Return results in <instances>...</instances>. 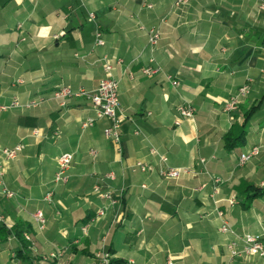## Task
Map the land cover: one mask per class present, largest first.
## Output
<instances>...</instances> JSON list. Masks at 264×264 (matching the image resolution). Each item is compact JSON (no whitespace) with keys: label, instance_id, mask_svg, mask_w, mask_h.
Masks as SVG:
<instances>
[{"label":"crops","instance_id":"1","mask_svg":"<svg viewBox=\"0 0 264 264\" xmlns=\"http://www.w3.org/2000/svg\"><path fill=\"white\" fill-rule=\"evenodd\" d=\"M263 1L179 7L176 0H0V104H21L0 112V150L25 146L3 163V183L14 197L0 185V228L27 227L33 263L63 248L60 263L46 264H101L102 254L125 264H264L228 250L236 236L264 239V195L249 209L242 205L248 187L264 192V153L240 165L242 154L264 145ZM152 29L160 34L155 48ZM97 31L104 46L96 45ZM105 56L124 62L112 74L125 118L119 143L105 138L109 120L82 129L95 117L87 96L67 99L65 107L54 98L61 87L94 92ZM149 66L157 74L143 75ZM245 85L249 96L226 113V102ZM184 105L195 108L193 119L181 116ZM247 118L245 145L228 151L224 137ZM66 153L74 161L67 182L56 186L57 160ZM161 155L168 166L194 173L161 178ZM141 163L153 170L143 172ZM215 179L223 182L216 196ZM223 221L234 235L221 233ZM1 240L0 264H21L19 240Z\"/></svg>","mask_w":264,"mask_h":264},{"label":"built area","instance_id":"2","mask_svg":"<svg viewBox=\"0 0 264 264\" xmlns=\"http://www.w3.org/2000/svg\"><path fill=\"white\" fill-rule=\"evenodd\" d=\"M192 0H176L177 6H187L191 3ZM260 9L264 10V1L260 4ZM91 18L94 19V16L91 15ZM21 28V26H19ZM160 41V34L156 29H152L149 32V44L151 48H155ZM104 40L102 38V34L100 31L96 33V45L101 47L104 46ZM104 64V78L101 80L98 88L92 92L88 93L83 90L74 91L68 87H61L54 93V98L60 102L62 107L66 106L67 99L73 97H81L87 96L91 101L95 117L86 120L82 124V129L86 130L92 128L98 120H109L111 122L110 127L106 128L104 131V135L106 139L113 140L114 142H120V130L125 121V118L119 116V111L121 108L120 98H119V82L113 78L114 69L119 66H123L124 62L121 59L110 58L109 56H105L103 58ZM158 68L154 67H146L142 70V74L145 76H154L158 72ZM172 81L174 87H179L180 83L178 80H173V78H169ZM250 94V88L248 85H245L239 89L237 94L233 95L225 104L224 111L226 113H234L239 109V105L241 104V100L245 99ZM21 104L18 100H15L11 105L5 106L0 104V112H5L12 109L20 108ZM179 112L181 116L185 119H193L196 113L195 108L190 105H184L179 108ZM138 134V132H137ZM25 146L23 144H19L11 149H2L0 150V185L3 190L2 193L4 196L8 198H13L14 194L8 191L3 183V177L5 174L4 170V162H12L15 161L19 154L23 152ZM264 153V145H257L252 147L248 152L244 153L240 157V165L244 166L253 158L259 156ZM151 155L157 156L159 155L155 149L151 150ZM74 161V155L70 153H66L61 155L57 160V173L55 175L54 184L60 185L67 182V174L72 167ZM160 161L164 164V167L161 168L158 172L159 176L164 179L170 180H179L183 176L191 175L194 173L193 170L188 168H172L167 165L168 159L165 156H160ZM206 161L203 159L201 163L204 164ZM138 169L143 172H150L153 170V167L147 164H139L137 166ZM111 178H113L111 176ZM214 195L216 196L219 192V186L223 183L220 179H215L214 181ZM264 186V185H263ZM54 193L53 191L49 192L44 200L51 204L53 202ZM103 198H109L110 196H103ZM236 197L231 198L228 201L229 206L233 207L236 204ZM219 216L222 218L223 213L219 212ZM35 223L39 226L40 229H43L46 225V219L42 211H38L35 215ZM223 234L234 235L235 233L230 228L229 224L223 221V224L220 229ZM26 240L32 241L30 235H25ZM240 243L243 244V248L240 249ZM228 250L231 254L232 258L239 256H246L249 258L260 257L264 258V239H261L255 235H244L242 237L236 236V240H233L228 245ZM65 255V250L59 249L56 252H53L49 255L41 257L34 261L33 264H46L50 262L60 263L62 258ZM101 264H110L111 256L108 254H102L100 256ZM175 259L169 258L166 264H174Z\"/></svg>","mask_w":264,"mask_h":264},{"label":"trees","instance_id":"3","mask_svg":"<svg viewBox=\"0 0 264 264\" xmlns=\"http://www.w3.org/2000/svg\"><path fill=\"white\" fill-rule=\"evenodd\" d=\"M243 123L240 127V130L237 134L233 131L228 133L224 137L225 148L228 151L236 150L237 148L243 147L246 143L247 131H248V120ZM245 195V202L242 203L244 209H249L251 207V203L255 198L262 197L264 195L263 190H256L252 187H248L247 190L244 192ZM27 227L23 224L15 227L13 229H7L5 227L0 228L1 238L4 241L9 236L14 235L21 244V249L18 250L15 254V258L20 261L21 264H33V258L29 254L30 249L32 248V242L26 240L25 233ZM110 264H125L119 260H111Z\"/></svg>","mask_w":264,"mask_h":264}]
</instances>
